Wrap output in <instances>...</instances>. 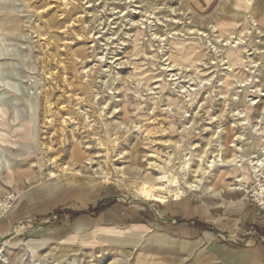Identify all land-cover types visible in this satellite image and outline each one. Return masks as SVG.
I'll return each instance as SVG.
<instances>
[{
	"label": "rangeland",
	"instance_id": "374dc122",
	"mask_svg": "<svg viewBox=\"0 0 264 264\" xmlns=\"http://www.w3.org/2000/svg\"><path fill=\"white\" fill-rule=\"evenodd\" d=\"M0 46V93L20 99L38 134V145L14 148L24 152L21 165L0 175V196L14 198L0 233L15 232L1 264H174L141 253L135 239L94 236L84 217L28 209L60 184L81 187L95 201L106 196L136 205L148 217L164 203L134 198L145 182L256 208L264 199V0H0ZM233 46L242 62L227 61ZM73 142L87 157L81 163L71 158ZM212 150L220 152L217 163L237 157L249 180L238 182L233 173L225 182L216 178L218 166L207 167ZM183 160L188 168L180 167ZM62 163L76 164L81 174L60 173ZM198 166L212 172L192 191L184 180L197 183ZM163 174L168 182H157ZM196 260L238 264L203 251L180 264Z\"/></svg>",
	"mask_w": 264,
	"mask_h": 264
},
{
	"label": "crops",
	"instance_id": "0c3cea01",
	"mask_svg": "<svg viewBox=\"0 0 264 264\" xmlns=\"http://www.w3.org/2000/svg\"><path fill=\"white\" fill-rule=\"evenodd\" d=\"M55 187L45 201L28 202V209L42 217H84L94 236L135 239L141 253L167 263L180 264L203 251L224 254L238 264H264V211L249 202L188 194L152 208L155 217H148L136 205L108 201L110 197L95 201L81 187Z\"/></svg>",
	"mask_w": 264,
	"mask_h": 264
},
{
	"label": "bare ground",
	"instance_id": "6f19581e",
	"mask_svg": "<svg viewBox=\"0 0 264 264\" xmlns=\"http://www.w3.org/2000/svg\"><path fill=\"white\" fill-rule=\"evenodd\" d=\"M254 22H257V21L254 20ZM258 24L259 23H257V25ZM257 29H260V28L257 27ZM228 32H230V31H228ZM257 32H258L257 34H259V33H262L263 30L260 29V31L257 30ZM255 51H258V50H255ZM0 57H4L3 48L1 46H0ZM241 57H242V50L240 49L239 46H235V47L233 46L231 49L227 50V52H226V59H227L228 62H230V64H236V63L242 62L241 61L242 60ZM46 75H48V74L46 73ZM108 88H110V87H108ZM5 94H6L5 92L0 93V175H1L2 172L6 173V171L7 172H12L14 170V168H17V167H19L21 165V161H20L21 159H19V158L24 157V156H22V154L24 155V152L23 153H20L19 151L16 152L14 150V148L18 147L19 149L22 150V149H24V145H28L27 143H31V145L32 144H37L38 145V134H37V132L34 133L33 127H32L33 123L36 122V118H34V122H32L33 121L32 119L28 120L26 118L27 114H26L25 108L22 106V104H20V99H18V98L8 99L7 97H5ZM93 97H95V96H93ZM47 103H49V101ZM50 104H52V103H49V105ZM9 112H11V114ZM9 114H10V116H9ZM48 114H49V112H48ZM48 116H46V117L48 118ZM52 118H54V117H52ZM61 123L66 124V125L69 126V124H67V121L65 119H63L61 121ZM147 124L145 126H147ZM116 125L118 126L119 129H128V127L123 122H119L118 121V122H116ZM140 126H141V124H140ZM71 127H72V125H71ZM132 127L134 129L133 131H135L133 133H136L137 132L136 131V124L134 126H132ZM128 130H130V128ZM133 136H135V135H133ZM145 137L146 136H144V138ZM117 141H118V139H117ZM25 142H27V143H25ZM41 145H42V143H41ZM218 145L220 146V144H218ZM124 153H126V152L124 151ZM210 153H211V155L208 158L207 167H209V168L213 167L212 169L215 170V167L218 166L219 171H218V173L216 175V178H218L221 182H223V181L225 182L226 178H227L226 176H228L231 173H233L236 177H238V176L241 177V178L240 177L237 178L238 182L246 183V181L249 180L250 175L248 174V171L246 169H243V172H241V169L238 167V165H237V162H238L237 161V157L234 156L232 158H229V157L228 158H223L221 163H217V160H218V158L220 156V152L214 153V151L212 150ZM33 154H34V152H33V149L31 147L30 154L25 156V157L30 159V157L34 156ZM120 156H121V154H120ZM122 156L125 157V155H123V154H122ZM192 157H194V156H192ZM212 157H213V159H211ZM71 158L75 162H80V163L83 161V159L87 158L86 155L80 150L78 144L75 143V142H73V145H72V148H71ZM172 158H174V156H172ZM12 159H18L19 161H17L15 163ZM88 159H89L90 163H93V161H94L93 158H88ZM197 159H198L199 162L203 161V159L201 157H199ZM186 160H183L182 163H181L180 167H182V169L188 168L189 164H188V162ZM56 166H58V164H56L55 158L52 157L50 159V163H49V175H50L51 178H55L58 175L57 172L54 171ZM231 166H233V169H230ZM59 167H60V171H61L60 173H66V174H68V173H77V174H81V169L77 170V168H76L77 165L76 164L62 163V164L59 165ZM114 169L115 170H120V167L115 166ZM200 170H202L203 177L202 178H197V183H196V181L194 182V181H191L190 179H187V178H185V180H184L187 188H189L192 191L197 190L198 188L201 187L200 183L205 181L204 179H205V174L206 173H208V172L211 173L212 172V170H206L205 168H202L201 166H198L193 171H194V173H198ZM93 171H94V168H93ZM181 172H183V170ZM8 175H9V173H8ZM146 177H147V175H146ZM5 178H6V181L8 183H10V184L17 183V180H15V179H8L6 176H5ZM154 178H155V180L157 182H160V183L168 182V180H169L168 176L166 174H163V175H160V176H157V177H154ZM181 182H182V180H181ZM203 184H205V183H203ZM203 184H202V189H205V190H208V191L209 190L212 191L214 189H217V187H215L214 185L207 186V185H203ZM169 185H170L169 183H167V184H158V183L145 182L143 184V186L141 187V189L137 193H133V196H134V198H136V200L143 201V202L154 201V202H161V203H164V204H168L171 201V199H179V198H181L184 195V192L182 190H180V188H177L178 186L176 187V189H172V188L169 187ZM231 186H232V184H228L227 183L226 187L229 188V190H232V189H239L240 190V187L237 188V187H231ZM260 189H261L260 192L264 191V187H262ZM14 210L15 209H13V212H14ZM0 234L3 235L2 239H1V242H0V264H1L2 261L3 262H8L4 252L7 250L8 247H12L11 246L13 244L12 243V236L15 234V232L11 230L8 233H0ZM27 247L36 250V247L30 242L27 243ZM34 250H33V254L35 252Z\"/></svg>",
	"mask_w": 264,
	"mask_h": 264
},
{
	"label": "built area",
	"instance_id": "2783aa9c",
	"mask_svg": "<svg viewBox=\"0 0 264 264\" xmlns=\"http://www.w3.org/2000/svg\"><path fill=\"white\" fill-rule=\"evenodd\" d=\"M261 200H257L256 206L259 210H264V199L259 196ZM14 203L13 196L2 197L0 196V218L4 217L6 213L11 209Z\"/></svg>",
	"mask_w": 264,
	"mask_h": 264
}]
</instances>
